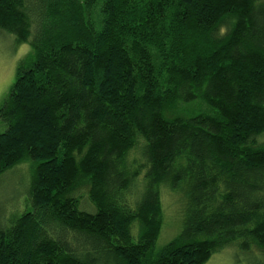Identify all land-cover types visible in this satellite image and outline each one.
Listing matches in <instances>:
<instances>
[{"label":"trees","instance_id":"1","mask_svg":"<svg viewBox=\"0 0 264 264\" xmlns=\"http://www.w3.org/2000/svg\"><path fill=\"white\" fill-rule=\"evenodd\" d=\"M263 1L0 0L31 47L0 176L33 164L0 264H206L239 241L264 264ZM166 191L182 229L158 248Z\"/></svg>","mask_w":264,"mask_h":264},{"label":"rangeland","instance_id":"2","mask_svg":"<svg viewBox=\"0 0 264 264\" xmlns=\"http://www.w3.org/2000/svg\"><path fill=\"white\" fill-rule=\"evenodd\" d=\"M30 52L31 47L28 43L19 44L15 36L0 30V108L10 94L19 64ZM197 108V105L192 106L190 112ZM5 129L6 126L0 120V134ZM259 143H264V135L259 138ZM32 166L30 160L0 176V226L31 209L29 195L25 190H28ZM162 203L165 222L158 248L171 242L182 229V225L180 228L183 214L182 196L169 191L162 192ZM239 243L240 241L236 246H229L217 252L206 264H252L253 255L243 251Z\"/></svg>","mask_w":264,"mask_h":264}]
</instances>
